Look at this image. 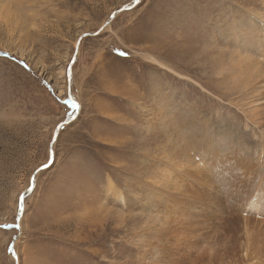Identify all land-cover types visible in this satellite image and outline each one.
Wrapping results in <instances>:
<instances>
[{
  "label": "rangeland",
  "instance_id": "rangeland-1",
  "mask_svg": "<svg viewBox=\"0 0 264 264\" xmlns=\"http://www.w3.org/2000/svg\"><path fill=\"white\" fill-rule=\"evenodd\" d=\"M0 264H264V0H0Z\"/></svg>",
  "mask_w": 264,
  "mask_h": 264
},
{
  "label": "bare ground",
  "instance_id": "bare-ground-1",
  "mask_svg": "<svg viewBox=\"0 0 264 264\" xmlns=\"http://www.w3.org/2000/svg\"><path fill=\"white\" fill-rule=\"evenodd\" d=\"M252 23L250 24H253V20L251 19L250 20ZM255 22V21H254ZM247 27V26H246ZM258 30V28L253 25V26H250L247 28V31L243 33V35H241L239 37L240 40H245L247 42L248 39H251V38H254V39H257L256 38V34L255 32ZM258 45L257 46H260L261 44L257 43ZM73 101H75L74 99H72ZM76 102V101H75ZM78 105V104H77ZM167 124H164V126H166ZM170 125L172 126V128L176 131L178 129H182L184 131L188 130L189 128H191L192 126V123L190 122L189 124L186 125V123L184 122V120H179V119H172ZM152 127V125H151ZM175 140V139H173ZM201 142H203L204 144H208V141H202L200 140L198 142V144H200ZM187 149L189 148V145L188 144H185L184 145ZM158 216V215H157Z\"/></svg>",
  "mask_w": 264,
  "mask_h": 264
},
{
  "label": "water",
  "instance_id": "water-1",
  "mask_svg": "<svg viewBox=\"0 0 264 264\" xmlns=\"http://www.w3.org/2000/svg\"><path fill=\"white\" fill-rule=\"evenodd\" d=\"M70 72V71H69ZM70 76V75H69ZM76 106H77V104H76V102L75 101H72ZM75 113H76V110H75ZM32 181H33V177H32ZM12 252H13V247H12Z\"/></svg>",
  "mask_w": 264,
  "mask_h": 264
},
{
  "label": "snow or ice",
  "instance_id": "snow-or-ice-1",
  "mask_svg": "<svg viewBox=\"0 0 264 264\" xmlns=\"http://www.w3.org/2000/svg\"><path fill=\"white\" fill-rule=\"evenodd\" d=\"M76 107V105L75 104H73V108H75Z\"/></svg>",
  "mask_w": 264,
  "mask_h": 264
}]
</instances>
